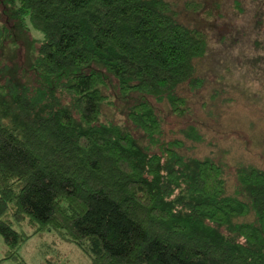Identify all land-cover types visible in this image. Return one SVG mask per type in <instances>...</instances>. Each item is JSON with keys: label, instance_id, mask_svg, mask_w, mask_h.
<instances>
[{"label": "trees", "instance_id": "trees-1", "mask_svg": "<svg viewBox=\"0 0 264 264\" xmlns=\"http://www.w3.org/2000/svg\"><path fill=\"white\" fill-rule=\"evenodd\" d=\"M0 2L41 34L29 80L0 76V264H29L21 246L46 232L87 264H264V168L236 164L229 192L220 159L162 139L148 99L186 115L203 31L164 0ZM110 84L146 144L100 119ZM182 133L202 140L194 125Z\"/></svg>", "mask_w": 264, "mask_h": 264}, {"label": "rangeland", "instance_id": "rangeland-1", "mask_svg": "<svg viewBox=\"0 0 264 264\" xmlns=\"http://www.w3.org/2000/svg\"><path fill=\"white\" fill-rule=\"evenodd\" d=\"M164 1L179 22L205 33L207 49L195 63L202 85L180 89L189 108L186 115L177 117L165 102L148 97L161 118L162 139H182L181 152L186 155L220 159L226 189L232 192L236 164L248 162L264 168V0ZM0 23L8 30L6 37L0 38V76L26 82L35 49L33 40L41 34L29 22L22 29L1 2ZM104 93L109 102L102 105L100 119L114 120L146 144L142 133L126 119L125 104L112 84ZM190 125L198 128L201 141L185 139L182 131ZM4 252L0 236V258ZM19 254L29 264L88 263L75 244L61 241L51 232L31 236Z\"/></svg>", "mask_w": 264, "mask_h": 264}]
</instances>
